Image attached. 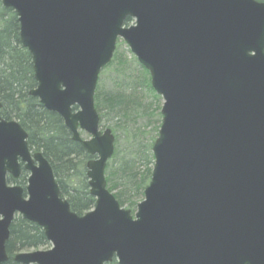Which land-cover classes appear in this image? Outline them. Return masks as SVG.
I'll return each instance as SVG.
<instances>
[{"label": "water", "instance_id": "95a60500", "mask_svg": "<svg viewBox=\"0 0 264 264\" xmlns=\"http://www.w3.org/2000/svg\"><path fill=\"white\" fill-rule=\"evenodd\" d=\"M0 2L15 12L32 57L30 95L97 157L86 172L95 207L78 216L26 132L0 117V264L16 216L52 245L17 254L18 264H264V2ZM119 39L164 100L151 181L134 215L107 190L115 138L100 131L94 106ZM22 165L26 196L7 184Z\"/></svg>", "mask_w": 264, "mask_h": 264}, {"label": "trees", "instance_id": "16d2710c", "mask_svg": "<svg viewBox=\"0 0 264 264\" xmlns=\"http://www.w3.org/2000/svg\"><path fill=\"white\" fill-rule=\"evenodd\" d=\"M130 21L126 23L130 24ZM36 87L32 57L21 44L17 16L0 2V116L6 121L19 122L28 135L30 150L41 152L51 165L60 196L67 200L72 212L82 216L95 207V199L90 196L86 178V164L93 157L72 140L71 133L59 115L45 110L39 100L30 95ZM95 108L99 112H111V108L106 106V98L101 102L96 97ZM74 171L76 174L72 175ZM27 175L24 171L19 180L8 178V183L26 184ZM107 184L109 192L118 189L117 184L110 180H107ZM118 195L115 198L123 207L125 202L121 200L122 194ZM48 245L42 228L17 217L10 228V238L6 244L8 261L5 264H18L14 261L16 254ZM110 264H117V261Z\"/></svg>", "mask_w": 264, "mask_h": 264}, {"label": "rangeland", "instance_id": "374dc122", "mask_svg": "<svg viewBox=\"0 0 264 264\" xmlns=\"http://www.w3.org/2000/svg\"><path fill=\"white\" fill-rule=\"evenodd\" d=\"M96 97L101 102L106 98V106L111 108L110 113L107 110L97 111L101 117L100 129L111 130L115 138L114 153L105 171L106 183L110 180L117 184L118 189L110 193L114 197L119 196L118 193L122 194L121 200L125 202L123 208L134 214L150 183L149 173H152L154 166L152 148L162 124L164 101L152 89L149 73L140 66L121 39L117 41L111 63L99 75L95 106ZM81 135L83 139H89L84 133ZM22 169L24 167L16 181L22 177L25 171ZM11 185L25 189L27 182ZM48 244L47 247L29 252L49 250L52 245Z\"/></svg>", "mask_w": 264, "mask_h": 264}, {"label": "bare ground", "instance_id": "6f19581e", "mask_svg": "<svg viewBox=\"0 0 264 264\" xmlns=\"http://www.w3.org/2000/svg\"><path fill=\"white\" fill-rule=\"evenodd\" d=\"M76 173H75V171L74 172H72V175H75Z\"/></svg>", "mask_w": 264, "mask_h": 264}]
</instances>
